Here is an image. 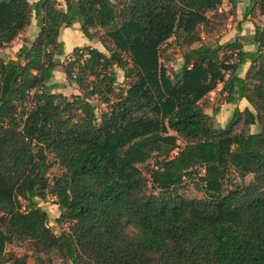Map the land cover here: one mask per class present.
Masks as SVG:
<instances>
[{"label": "trees", "instance_id": "1", "mask_svg": "<svg viewBox=\"0 0 264 264\" xmlns=\"http://www.w3.org/2000/svg\"><path fill=\"white\" fill-rule=\"evenodd\" d=\"M63 1L0 0V48L33 15L39 27L14 58L0 57V264H264V25L213 45L202 33L238 0L228 12L223 0ZM260 15L264 0H249L243 18ZM74 23L107 53L73 47L62 66L78 94L68 97L50 81L61 29ZM170 39L182 57L173 74L160 62ZM215 90L220 104L250 108L214 127L220 104L205 108ZM153 155L145 175L138 164ZM53 164L61 172L49 180ZM185 179L201 198L178 193ZM48 195L61 233L33 200ZM24 242L30 254L6 249Z\"/></svg>", "mask_w": 264, "mask_h": 264}, {"label": "rangeland", "instance_id": "2", "mask_svg": "<svg viewBox=\"0 0 264 264\" xmlns=\"http://www.w3.org/2000/svg\"><path fill=\"white\" fill-rule=\"evenodd\" d=\"M118 2H122L123 0H116ZM62 1H58L59 5L61 4ZM220 9L224 12H228L229 10V5H228V0H223ZM34 16V15H33ZM32 16V17H33ZM256 19L259 22L264 23V17H256ZM239 21L237 19V13L236 10L232 14H228L227 18L218 25L217 28H214L212 32L204 34L202 33V36H204V40L210 42L211 44H215L218 40L223 42L226 39L236 37L237 33V26L239 27ZM70 31H64L65 34L61 36V41L63 42V54L57 56L59 60L61 61V64L56 67L53 73V77L50 81V83H55V82H64L65 86L59 89H54L52 90L53 92H62L66 96H70L72 94H78V90L74 84H68L66 79H65V74L63 72V63L65 60L70 58V52L65 53L67 50L73 49L75 46H84V45H89L91 47H96L105 53L107 51L105 48L101 45L99 42L98 37H95L94 39H88L86 38L82 32L79 30V23H74L71 26ZM38 25H37V19L33 18L32 20V25L28 27V31L25 30L24 32H21L17 39H15L14 42L8 44L4 48H0V57H3L5 59L8 58H14L15 57V48L17 46V43L20 41H25L27 39V36L30 38H33L37 32H38ZM27 30V29H26ZM99 30V29H98ZM100 32V30L98 31ZM26 34V35H25ZM68 37V38H67ZM221 37V39H220ZM161 57H160V62L162 65L166 67L168 72L170 74H173V72H177L182 63V57H181V50L174 44V39L168 40L164 45H162L161 49ZM116 74H117V82H116V87L117 88H123L125 89L126 83L123 77V71L119 68H116ZM219 95L217 93V90L209 93L208 95V103L209 106L206 108V111L209 114H212V107L217 105L219 103ZM94 106L96 107L97 113L100 112L104 108L103 105L97 103L96 101H93ZM220 104V103H219ZM219 106V112L212 116V122L214 127H223L225 124L228 122L231 113L235 107L238 108L237 105L231 106V105H225V104H220ZM252 128H255L252 126ZM255 130V129H253ZM179 144L182 145V142L179 141ZM177 151V149H173L170 154H174ZM159 159L156 155L152 158H150L147 162L143 164H138L139 168L143 171L145 175H148L149 169L153 166L155 159ZM61 170L58 167L57 164L51 165L49 168L46 176L49 178V180L58 174H60ZM235 176V174H233ZM250 179V176L245 177L244 181H248ZM234 182H239V179L236 177L234 179ZM178 193L181 194L182 196L186 198H201L203 196L202 192L197 190L194 182L189 179H185V182L180 185L177 189ZM36 203L41 206L46 212H47V223L48 225L52 228V230L55 233H61L62 231L67 229V224L58 222V216H59V210L57 208V205H54V198L51 196H46L45 199H41L39 197L33 198ZM27 201H23V204H26ZM129 232H132L131 228H128ZM30 246L27 243H13L7 245L6 249L7 250H14L18 254H23L27 253L29 250ZM29 254V253H28ZM31 262V260H29ZM53 264H63L60 259L56 258Z\"/></svg>", "mask_w": 264, "mask_h": 264}, {"label": "crops", "instance_id": "3", "mask_svg": "<svg viewBox=\"0 0 264 264\" xmlns=\"http://www.w3.org/2000/svg\"><path fill=\"white\" fill-rule=\"evenodd\" d=\"M57 1H62L61 2V4L59 5L60 7H64V1L63 0H57ZM248 2H249V0H238L237 1V4H236V7H235V9H234V11L236 10V13H237V19H238V21L240 22L239 23V27L237 26L236 28H237V35L236 36H247V35H250V34H252L253 33V31H254V22H259L257 19H253V18H251V17H247L246 19H244L243 18V12H244V10H245V7L247 6V4H248ZM228 5H229V8H230V4H229V2H228ZM258 17H260V18H263L264 17V15H260V16H258ZM33 18H34V16L31 18V22H30V24H29V26L30 25H32V20H33ZM260 24H263L264 25V23H262V22H259ZM28 26V27H29ZM28 27L26 28L27 30H25V33H26V31H28ZM72 28L71 27H65V28H62L61 29V32H60V35H59V38L61 39V36L64 34V31H65V33H66V31L68 32V31H70ZM24 32V31H23ZM81 32V31H80ZM26 35V34H25ZM36 36V35H35ZM34 36V37H35ZM18 37V36H17ZM17 37L15 38V39H17ZM34 37L33 38H30V37H28L27 36V39H25L26 41H27V43H30L33 39H34ZM234 37H232V38H229V39H226V40H224L223 42H225V41H228V40H230V39H233ZM15 39L12 41V42H14L15 41ZM220 39H221V37H220ZM11 42V43H12ZM25 41H20L19 43H17V46H16V48H15V53L17 52V50H18V48L24 43ZM219 42H221L220 40H219ZM244 49L245 50H253L254 49V46L253 45H244ZM72 50V49H71ZM71 50H67L65 53H68V52H70ZM13 58V57H12ZM247 67H248V62L247 63H245V64H243L242 66H240V68L238 69V75L239 76H244V73H245V71H246V69H247ZM222 104H225V105H233V106H235V105H237L238 106V108L240 109V110H242V109H244L245 107H249L250 108V105H249V103L247 102V100L245 99V98H241V99H239V100H237L235 103H222ZM219 106H221V105H219ZM205 112L208 114V115H211V114H209L207 111H206V108H205ZM219 112V111H218ZM217 112V113H218ZM216 113V114H217ZM253 127H255V126H253ZM253 129H255L256 130V128H252L251 127V131H254ZM54 205H55V203H54ZM27 253H29V251L27 252ZM30 254V253H29ZM29 260H31V262L29 261ZM34 263V261H33V258L29 255V257L27 258V261H26V264H33Z\"/></svg>", "mask_w": 264, "mask_h": 264}, {"label": "bare ground", "instance_id": "4", "mask_svg": "<svg viewBox=\"0 0 264 264\" xmlns=\"http://www.w3.org/2000/svg\"><path fill=\"white\" fill-rule=\"evenodd\" d=\"M65 34V33H64ZM68 38V37H67Z\"/></svg>", "mask_w": 264, "mask_h": 264}]
</instances>
